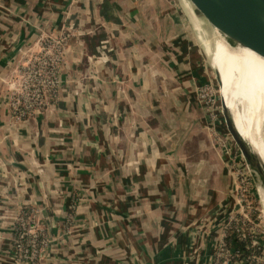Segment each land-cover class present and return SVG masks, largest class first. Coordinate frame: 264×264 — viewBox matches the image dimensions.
<instances>
[{"label": "crops", "instance_id": "crops-1", "mask_svg": "<svg viewBox=\"0 0 264 264\" xmlns=\"http://www.w3.org/2000/svg\"><path fill=\"white\" fill-rule=\"evenodd\" d=\"M199 18L186 0H0V264H31L24 210L47 240L36 264L210 263L241 157L199 99L216 81ZM62 37L57 97L17 118L21 66Z\"/></svg>", "mask_w": 264, "mask_h": 264}, {"label": "built area", "instance_id": "built-area-1", "mask_svg": "<svg viewBox=\"0 0 264 264\" xmlns=\"http://www.w3.org/2000/svg\"><path fill=\"white\" fill-rule=\"evenodd\" d=\"M66 44V37L50 38L46 40L40 52L31 55L21 66L13 83L11 100V108L17 118L22 120L30 118L47 108L57 97L62 87L61 72ZM199 99L206 107L211 106L213 103L211 89L208 87L201 89ZM232 222L233 217L228 224ZM243 229L244 227L240 225L237 227L238 231L242 232ZM15 232L14 248L17 262L36 264L47 246V240L37 226L36 215L30 210H24ZM252 244L256 245V240L252 241ZM233 257H238V254L227 248L222 237L209 264H237ZM252 259L255 264L263 261L260 257Z\"/></svg>", "mask_w": 264, "mask_h": 264}, {"label": "bare ground", "instance_id": "bare-ground-1", "mask_svg": "<svg viewBox=\"0 0 264 264\" xmlns=\"http://www.w3.org/2000/svg\"><path fill=\"white\" fill-rule=\"evenodd\" d=\"M211 35L223 102L239 137L264 165V58L213 30ZM254 177L264 205V183L257 175Z\"/></svg>", "mask_w": 264, "mask_h": 264}, {"label": "water", "instance_id": "water-1", "mask_svg": "<svg viewBox=\"0 0 264 264\" xmlns=\"http://www.w3.org/2000/svg\"><path fill=\"white\" fill-rule=\"evenodd\" d=\"M208 28L250 48L264 58V0H186ZM215 78L220 86L219 74ZM220 97V96H219ZM224 127L246 167L264 183V167L239 137L229 110L220 98Z\"/></svg>", "mask_w": 264, "mask_h": 264}, {"label": "rangeland", "instance_id": "rangeland-1", "mask_svg": "<svg viewBox=\"0 0 264 264\" xmlns=\"http://www.w3.org/2000/svg\"><path fill=\"white\" fill-rule=\"evenodd\" d=\"M198 26L204 31L205 36L210 40L211 43L209 44L208 39H206L205 41L208 44H206L204 41V48L207 56L209 57L210 66L212 67L211 77L214 78V76H216V68L213 62V53L215 51V48L213 47L215 44L213 45L210 39L212 37V31L209 30L207 24H205L201 18H199ZM210 89L212 93H214L215 97V106H211L212 108H217V112H219L218 116L220 115V120L223 122L220 107V98H222V94L220 93V96L219 92L221 89H218V84L215 80L213 81V87H210ZM262 133L264 140V131H262ZM254 176L255 175L249 171V169L246 167V164L241 159L240 166L236 165V209L235 213H233V221L238 224L236 227H239V225L242 228L244 227V230H247L250 236L254 237L255 240L257 237H262L261 242L262 246H264V205L262 196L258 192V185ZM260 260L263 261H259L258 264H262L264 262V248L263 255H261Z\"/></svg>", "mask_w": 264, "mask_h": 264}, {"label": "trees", "instance_id": "trees-1", "mask_svg": "<svg viewBox=\"0 0 264 264\" xmlns=\"http://www.w3.org/2000/svg\"><path fill=\"white\" fill-rule=\"evenodd\" d=\"M236 226L237 224L234 221L230 224L227 222L223 231V239L227 248L238 254V257H233V261L237 264H255L252 257L263 255L262 237H257V244L253 245L254 237L250 236L247 230L238 231Z\"/></svg>", "mask_w": 264, "mask_h": 264}]
</instances>
